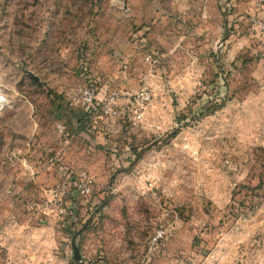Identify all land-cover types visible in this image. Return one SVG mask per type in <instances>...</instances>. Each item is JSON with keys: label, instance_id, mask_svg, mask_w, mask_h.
I'll return each mask as SVG.
<instances>
[{"label": "rangeland", "instance_id": "1", "mask_svg": "<svg viewBox=\"0 0 264 264\" xmlns=\"http://www.w3.org/2000/svg\"><path fill=\"white\" fill-rule=\"evenodd\" d=\"M250 6L0 0V264H264V34ZM83 86L118 114L70 109ZM81 171L91 195L45 216V190Z\"/></svg>", "mask_w": 264, "mask_h": 264}, {"label": "built area", "instance_id": "2", "mask_svg": "<svg viewBox=\"0 0 264 264\" xmlns=\"http://www.w3.org/2000/svg\"><path fill=\"white\" fill-rule=\"evenodd\" d=\"M250 7L248 11V22L254 31L264 34V0H249ZM148 98L147 90L143 87L134 97L133 100L141 105ZM68 105L71 108L82 110L86 114L96 112L97 110L103 116L113 117L118 114L117 101L114 97H109L105 101L97 102L94 90L89 86L79 87L75 93L68 98ZM142 106V105H141ZM141 106L133 110V117L141 120ZM57 130H63L61 124L56 125ZM94 181L93 178L84 171L68 176L65 180L60 181L51 188L45 190L44 206L42 213L49 217H62L67 213L69 202L67 199L75 195L81 200L88 198L92 193ZM161 231L158 232L153 241L161 238Z\"/></svg>", "mask_w": 264, "mask_h": 264}, {"label": "trees", "instance_id": "3", "mask_svg": "<svg viewBox=\"0 0 264 264\" xmlns=\"http://www.w3.org/2000/svg\"><path fill=\"white\" fill-rule=\"evenodd\" d=\"M72 110H74V112H77V113H79V114H86V113H84L82 110H80V109H72Z\"/></svg>", "mask_w": 264, "mask_h": 264}, {"label": "crops", "instance_id": "4", "mask_svg": "<svg viewBox=\"0 0 264 264\" xmlns=\"http://www.w3.org/2000/svg\"><path fill=\"white\" fill-rule=\"evenodd\" d=\"M67 105H68V104H67ZM69 108H70V109H73V108H71V107H69ZM69 140H70V139H69ZM69 140H68V139H66V142H67V141H69ZM42 189H44V188H42ZM45 189H46V188H45Z\"/></svg>", "mask_w": 264, "mask_h": 264}]
</instances>
